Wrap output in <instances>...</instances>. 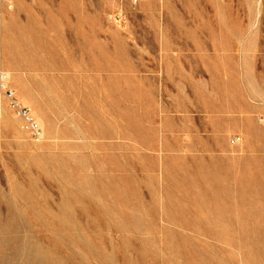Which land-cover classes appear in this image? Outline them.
I'll return each instance as SVG.
<instances>
[{
    "label": "rangeland",
    "instance_id": "374dc122",
    "mask_svg": "<svg viewBox=\"0 0 264 264\" xmlns=\"http://www.w3.org/2000/svg\"><path fill=\"white\" fill-rule=\"evenodd\" d=\"M0 73V264H264V0H0Z\"/></svg>",
    "mask_w": 264,
    "mask_h": 264
},
{
    "label": "built area",
    "instance_id": "2783aa9c",
    "mask_svg": "<svg viewBox=\"0 0 264 264\" xmlns=\"http://www.w3.org/2000/svg\"><path fill=\"white\" fill-rule=\"evenodd\" d=\"M134 4H137V0H134ZM0 86L9 102L12 111L18 117L23 119L25 130L31 134L34 139L40 140L42 138V130L38 122L33 117L30 110L23 106L17 99L15 92L10 87L9 76L6 73H0ZM234 142H237V139Z\"/></svg>",
    "mask_w": 264,
    "mask_h": 264
}]
</instances>
